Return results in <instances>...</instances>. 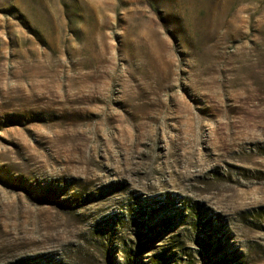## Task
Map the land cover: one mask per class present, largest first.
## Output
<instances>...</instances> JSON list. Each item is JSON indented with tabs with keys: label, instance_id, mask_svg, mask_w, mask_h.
<instances>
[{
	"label": "rangeland",
	"instance_id": "obj_1",
	"mask_svg": "<svg viewBox=\"0 0 264 264\" xmlns=\"http://www.w3.org/2000/svg\"><path fill=\"white\" fill-rule=\"evenodd\" d=\"M223 254L264 264V0H0V264Z\"/></svg>",
	"mask_w": 264,
	"mask_h": 264
},
{
	"label": "trees",
	"instance_id": "obj_2",
	"mask_svg": "<svg viewBox=\"0 0 264 264\" xmlns=\"http://www.w3.org/2000/svg\"><path fill=\"white\" fill-rule=\"evenodd\" d=\"M228 259V260H227ZM235 256H229V257H227V255H222V256H219V257H217V262L219 263V264H222V263H224V264H227V263H230V262H232V261H235Z\"/></svg>",
	"mask_w": 264,
	"mask_h": 264
}]
</instances>
